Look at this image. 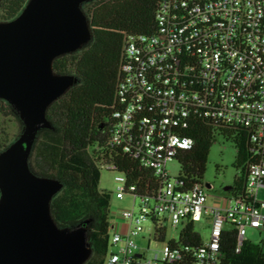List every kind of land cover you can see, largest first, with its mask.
I'll use <instances>...</instances> for the list:
<instances>
[{
    "label": "built area",
    "instance_id": "obj_1",
    "mask_svg": "<svg viewBox=\"0 0 264 264\" xmlns=\"http://www.w3.org/2000/svg\"><path fill=\"white\" fill-rule=\"evenodd\" d=\"M156 31L124 34L115 89L109 153L126 156L160 179L156 196H138L135 184L118 174L115 197H133L131 210L117 217L123 232L109 235L103 264H179L176 244L186 222L208 223L209 235L194 253L193 264H218L222 231L236 232L238 252L246 229L264 230V0H160ZM195 120L243 128L253 162L246 161L244 190L231 194L226 207L207 205L206 188L178 187L168 162L189 151L184 135ZM116 156V155H115ZM101 169L114 170L113 164ZM155 230L167 225L177 237L145 258L136 238L143 223ZM111 228V226H110Z\"/></svg>",
    "mask_w": 264,
    "mask_h": 264
},
{
    "label": "trees",
    "instance_id": "obj_2",
    "mask_svg": "<svg viewBox=\"0 0 264 264\" xmlns=\"http://www.w3.org/2000/svg\"><path fill=\"white\" fill-rule=\"evenodd\" d=\"M29 0H0V23L16 19ZM160 0H95L84 12L89 16L90 41L75 52L57 56L52 70L57 75H73L77 81L44 111V122L35 134L27 157L29 171L40 178L56 180L59 192L49 204L51 219L59 229L83 226L90 255L83 264H103L109 249L110 194L98 187L102 164H113L117 174L135 184L136 195L154 197L160 179L126 156L109 153L107 141L114 126L111 118L124 34L153 33ZM124 13L127 26L108 24V13ZM0 114L13 116L12 106L0 99ZM243 128L195 120L184 135L194 141L189 151L175 157L178 187L188 190L202 184L209 150L217 135L229 138L236 150L235 166L240 178L227 191L242 193L247 175L244 162H253L244 140ZM22 131V132H23ZM10 145L0 138V154ZM193 222H186L174 246L178 245L179 264H193L194 253L202 244ZM155 243L165 241L164 230H155ZM169 243V242H168ZM264 239L260 244L243 241L236 252V232L227 226L221 233L218 264H264Z\"/></svg>",
    "mask_w": 264,
    "mask_h": 264
},
{
    "label": "water",
    "instance_id": "obj_3",
    "mask_svg": "<svg viewBox=\"0 0 264 264\" xmlns=\"http://www.w3.org/2000/svg\"><path fill=\"white\" fill-rule=\"evenodd\" d=\"M83 1L29 0L16 19L0 23V99L25 127L0 154V264H83L90 255L83 226L62 230L51 219L49 204L61 184L27 167L36 131L47 126L46 107L77 81L55 74L52 61L90 41Z\"/></svg>",
    "mask_w": 264,
    "mask_h": 264
},
{
    "label": "rangeland",
    "instance_id": "obj_4",
    "mask_svg": "<svg viewBox=\"0 0 264 264\" xmlns=\"http://www.w3.org/2000/svg\"><path fill=\"white\" fill-rule=\"evenodd\" d=\"M95 0L83 1L79 8L85 15L87 24H89V16L84 12V8L87 4L94 2ZM127 17L124 13H108L107 23H122V27L127 26ZM85 45V44H84ZM83 45V46H84ZM23 125L21 122L13 116H3L0 114V138L8 146L18 141L23 135ZM236 150L232 141L229 138L217 135L213 142L209 155L207 158V164L205 173L202 178L203 184H209L211 187L206 189L207 202L213 203L215 200H222L224 206L226 205V199L229 193L224 190L225 187L232 186L233 182L240 178V168L235 166ZM166 171L171 179H175L179 172V165L177 161H170L166 166ZM118 174L106 169L100 170V179L98 187L101 191H105L110 194L109 213L111 215L110 223H114L117 219V215L123 210H131L134 202L133 197L125 195L122 199L115 197L116 188L119 183L115 180ZM2 194L0 190V201ZM257 199L264 202V189L261 188L257 192ZM195 231L200 235L202 240H206L209 235L207 222H198L194 225ZM179 228L173 229L170 224L166 228V238L164 242L155 243L152 239V224L150 221L143 223L142 233L135 239L138 250L145 258H152L156 253H160L169 240L177 237ZM113 230L110 228V234ZM245 239L254 244H260L264 239V230H254L247 228ZM264 252V247H263Z\"/></svg>",
    "mask_w": 264,
    "mask_h": 264
},
{
    "label": "crops",
    "instance_id": "obj_5",
    "mask_svg": "<svg viewBox=\"0 0 264 264\" xmlns=\"http://www.w3.org/2000/svg\"><path fill=\"white\" fill-rule=\"evenodd\" d=\"M228 197H229V196H228ZM228 197H227V198H228ZM226 200H227V199H226ZM226 204H227V201H226ZM207 205H209V206L221 207V208L226 207V205L224 206L222 200H215V201H214L213 203H211V204H209V203L207 202ZM124 226H125V222H124L122 219H120V218L117 217V219H115V222L111 224V229H112L113 231H115V232H123L124 229H125ZM207 227H208V223H207ZM250 229H251V228H250ZM254 230H255V229H254Z\"/></svg>",
    "mask_w": 264,
    "mask_h": 264
}]
</instances>
